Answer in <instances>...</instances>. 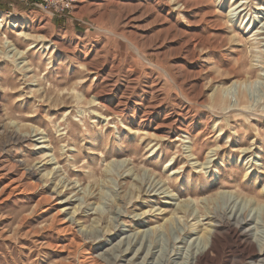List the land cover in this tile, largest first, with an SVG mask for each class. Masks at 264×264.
I'll return each mask as SVG.
<instances>
[{
	"label": "rangeland",
	"instance_id": "1",
	"mask_svg": "<svg viewBox=\"0 0 264 264\" xmlns=\"http://www.w3.org/2000/svg\"><path fill=\"white\" fill-rule=\"evenodd\" d=\"M239 216L208 264L264 263V0H0V264H186Z\"/></svg>",
	"mask_w": 264,
	"mask_h": 264
},
{
	"label": "bare ground",
	"instance_id": "2",
	"mask_svg": "<svg viewBox=\"0 0 264 264\" xmlns=\"http://www.w3.org/2000/svg\"><path fill=\"white\" fill-rule=\"evenodd\" d=\"M15 27H17V25ZM31 48H33V47H31ZM23 57H24V55L21 58H23ZM249 73L252 74V71ZM245 101H246L245 98L242 97L240 99V102L238 103V106L234 105V108H235L234 111L235 112H238L239 110L242 111L241 109H243V106L245 105ZM230 107H232V106L230 105ZM205 164H207V163H205ZM12 179H14V178H12ZM13 187H14L13 189H17L20 186L18 183H16ZM248 218H249L248 216H239V217H235L234 219L231 217H228L226 220H222L221 222H219V221L213 222L214 224L210 225L209 226L210 228L208 227L205 230V232L203 233V234H205L204 237H206V240H207L206 246L196 250L192 254L191 261L186 263V264H208L212 260V256L218 250L217 240H218L219 232H221V231L225 232V235H228V236L236 239L238 244L241 240H246L249 237V235L247 233H245L246 231L243 230V227L247 224ZM219 228H221L220 229L221 231H219ZM230 241H232V240H230ZM241 245H239L238 248H241ZM260 247H261V245H260ZM237 252H238V250H237ZM242 253L244 255H247L250 257L253 254L257 255V252L255 250L251 251L249 248H245V247H242ZM261 253H262V251H261ZM263 262H264V260H263Z\"/></svg>",
	"mask_w": 264,
	"mask_h": 264
},
{
	"label": "built area",
	"instance_id": "3",
	"mask_svg": "<svg viewBox=\"0 0 264 264\" xmlns=\"http://www.w3.org/2000/svg\"><path fill=\"white\" fill-rule=\"evenodd\" d=\"M67 7H69V4H68V6Z\"/></svg>",
	"mask_w": 264,
	"mask_h": 264
}]
</instances>
